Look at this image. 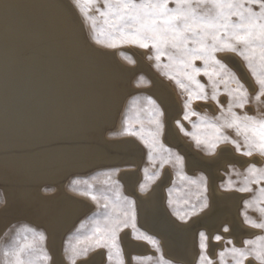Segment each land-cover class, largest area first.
<instances>
[{"label": "rangeland", "instance_id": "rangeland-1", "mask_svg": "<svg viewBox=\"0 0 264 264\" xmlns=\"http://www.w3.org/2000/svg\"><path fill=\"white\" fill-rule=\"evenodd\" d=\"M26 1L25 0H20V1L19 0H11V1L0 0V9H1L0 10V19H1L0 20L1 21L0 22V26H1V28H0V33H1L0 34V41H1L0 42V46H1L0 47V78H1L0 79V82H1L0 83V89L2 88L0 91V95H1L0 100H2V101H3V99L6 100L7 97L9 96L8 85L12 81H13L12 83H15V81L19 82L23 78H24V81H31L34 78L36 80V85H38V88L45 89V90H46V88H48V90L46 91V94L48 96L47 97L48 98L47 99V114L41 115L42 117L39 116L40 119H38L39 121L38 120L34 121L35 124H34V122H31V123L30 122H24L22 120H17L14 117L8 115L7 112H3V111H5L3 109V105H6V103H7L6 101H8V100H6L4 102L1 101V103H0V128H1L0 133L3 135V137L0 136V139L3 140V141L0 140L2 142V148L0 149V164L5 165L7 168L6 167H4V168H6L8 170V171H6L7 176L5 173H0V179L1 178L4 179L7 177L6 179L3 180V182L0 183V214L2 215V216L0 215V217H1L0 221L2 220L0 222V249H2L4 246L8 245L14 236H16V235L23 236L25 234L24 230L26 228H32V229H35L37 232H43L44 235L46 236V240L43 242V246L46 248L48 254L51 256V261L49 262V264H71V261L69 259V257L72 254L71 248L73 246H82V245H78V242H77V238H76L77 237V229L80 227L82 222L87 221L89 219V217L93 216L94 213H96L98 210H100L98 208L97 203L94 202L89 196L81 194V191L86 188L84 181H87L88 183L94 185L97 189H103V188L107 187V185H105V183H104L105 180L108 179V177L105 175L106 173H111L112 174L111 179L118 182V189H119V192L121 193V195L130 197L131 199H134L136 202H137L138 198H141L142 196L149 194L152 190H154L156 188L155 186H157L159 188V191L161 192V195H162L161 198H162L164 210L168 213V215L174 221H176L179 224H185L184 222L179 221L176 218V216L173 215V208L179 209V208L184 207L183 204H177V203H175V201L182 200L186 195L189 197L190 202H195V193L197 192L195 185H187L186 183H182L178 179L177 172L180 171V169L178 168V166L175 165L174 159L171 162L164 164V166L162 168L160 167L159 160H156L155 162H150L149 161V149L144 145V143L137 136L129 135V134H126L124 132V129L126 126L125 125L126 119L128 121L127 126L130 128L139 129L142 125L145 128L152 127V125H150L148 123L149 111H150L149 107L147 106V98L148 97H151L153 100L156 101L157 105H159V108L163 113V115L161 117H159V119L161 120V122L164 125L163 132L159 137L160 142L166 148L170 149L174 155H179V156L183 157L182 171L187 177L196 179L200 176H204L206 178V183H207L206 196H207L208 206L206 208H204L203 211H200L198 214L191 216L190 219H188V221L186 222V224H188L189 222L191 223L194 220L200 218L201 216L206 214V212L207 213L209 212L210 215H212V216L218 214V211L220 210L218 207H216L217 209L216 208H213V209L210 208L212 205V202H211L212 201V191L214 189H216L219 193H226V194L235 193V194L241 195V198L238 201V206L236 208V211H237L236 214L238 215L237 217L241 221V223H240V221L237 218L238 222L236 223V225L237 226H239V224L241 225V226H239V228L241 229V230H239L241 233V236L238 237V234L234 232L233 229H234L235 224L232 223L233 218H231V216L229 214L230 212L226 211V207L228 205H224V207H222V209H221V210H224V211H222L223 214L216 221V222L219 221L218 223H216L217 225L215 224L214 226L209 227L208 229L204 228V227L203 228L198 227L199 229L196 228L195 240H196L197 252H196V257L194 259L193 264H198V262H199L200 253H201V249L199 246L200 245L199 234L201 232H204L208 237L206 255L212 259L214 264H219L218 253L223 248L228 246L225 243V241H227L228 239H231L237 247H242L244 240L253 239L256 236H264V230L251 228L247 224H245L244 223V217L242 215V213L245 211L244 201L247 199H251V197L253 196L254 193H240V192H236V191H224L221 188V185L224 184L229 179V174H230L231 170L235 169L236 171L243 174L245 168L248 166V163H250L251 161L256 163L257 167H264V157H261L259 155H254L253 157L241 156L236 152L235 148L231 144H220L216 148L214 153H209L203 145L197 146L195 140L192 138L191 135H185V133L182 132L180 130V128L177 126V123H176L177 121H180V123L183 124L185 131H187L188 133H192L194 131H196L198 133H203L205 131V129L202 127L198 128V129H193L191 122H198V119L196 116H191V122L188 120H184V118H183L184 112H185L184 102L187 98L186 94L183 93V91L175 84L174 81H172V80L168 79L167 77H165L164 75H162L161 71L155 67V61L150 60L148 58L149 55L152 54L151 49H142V48H139V47H136L133 45H128V44H125L123 46H120V47H117L114 49L98 47L90 39V32H91L90 24L88 22H85L84 17L78 11L77 7L74 5L73 0H49V2H48V0H39V1L38 0H28L27 1L28 5H27ZM10 2L11 3L16 2V3H14L12 5ZM52 3L55 5V7L52 6V9H51ZM6 5L8 6V8L10 6V10L6 7ZM22 6L24 8H22ZM27 6L28 7L30 6L32 8V10L30 7L27 8ZM43 6H45V7H43ZM48 6H49V8H48ZM170 6H172V5L170 4ZM15 7H16V9H14ZM40 7H42L43 9ZM57 7H58V12H57V10H55V9H57ZM63 7H65L66 10ZM101 7H102V5H101ZM33 8H34V10H33ZM61 8L64 10L63 13H62V10H59ZM67 8H69V9H67ZM40 9H42V10H40ZM5 10L7 11V13L5 12ZM13 10H15V11H13ZM52 10H54V11L52 12ZM67 10L68 11L71 10L69 12L70 16H69ZM10 11H11L12 15L10 14ZM20 11H22V12H20ZM43 11H45L46 14H49V15L52 14V15H50V16L46 15ZM59 11H61V13ZM66 11H67V13H66ZM42 12H43V16H42ZM58 13L61 15H59ZM4 14H6V15H4ZM55 14H58V15H55ZM62 14H66V15H63V17H62ZM31 15H33V16H31ZM90 15H93V16L96 15L94 9L90 13ZM14 16H16V17L14 18ZM37 16H39V19ZM44 16H45V18H44ZM56 16H59V17H56ZM17 17H20V18H17ZM34 17H35V19H34ZM42 17L44 19H42ZM59 18H60V20H59ZM56 19L59 22H57ZM61 19H64V20H61ZM35 20H37V21L35 22ZM53 20H55V22ZM40 21L41 22L45 21L47 23L44 22L43 23L44 25H43L42 23H40ZM69 21L71 23L72 22L73 23L71 24ZM7 22H9V23H7ZM28 22H30V23H28ZM34 22L36 23V25H38V27L35 25ZM63 22H65V23H63ZM18 23L21 24V26L18 25ZM61 23L63 24V26H61L62 25ZM25 24L26 25L28 24L29 26L28 25L26 26ZM31 24H32V26H31ZM40 24H42V25L39 26ZM54 25H56V26H54ZM71 25H73L74 28H73V26L71 28ZM75 25H76V28H75ZM34 26H36L37 31L35 30ZM45 27H46V29H45ZM50 27H52L51 30H50ZM54 27H55V31H57L56 33L58 35L55 34ZM13 28H14V30H13ZM57 28H59L60 33H58L59 31L57 30ZM42 29H43V31H42ZM74 29H76V30H74ZM32 32H33V34H32ZM39 32H42V33L39 34ZM51 32L53 34H51ZM22 33H25V34H22ZM44 33H45V35H44ZM48 33H50V35ZM64 33H65V35H64ZM69 33L73 34V36L70 35ZM75 33H76V37H78V38H76L77 41L74 40V38H73V37H75L74 36ZM33 35H38L40 38L38 36H33ZM66 35H68L69 38L72 37L70 39L72 41H69V38ZM21 36H23V37H21ZM25 36L27 37L28 40L25 38ZM50 36H51L52 40L54 39V41H55V39H56L59 43L61 42L62 45L59 44L58 42H56L57 43L56 44L54 41L53 42L50 41L49 40ZM41 38H42V40H41ZM7 41H9V42H7ZM31 41H33V42L31 43ZM38 43L40 45L42 43V46L40 47V45ZM10 44H11V46H9ZM13 44H15V45H13ZM17 44H19V45H17ZM68 44H70V48L68 49L69 51H67V47H69ZM29 45H30V47H29ZM19 46L21 48H19ZM8 47H12V48H8ZM22 48H24L23 50H25V51H23ZM18 49L20 51H18ZM57 49H59V50H57ZM63 49H65V50H63ZM73 49H75V51ZM77 51L79 54L77 53ZM52 52L55 53V55L52 54ZM61 52H62V54H61ZM15 53H17L18 55ZM23 53H24V55H23ZM80 53H82V54H80ZM9 55H12V56H9ZM20 55L22 58L20 57ZM26 55H27V57L25 58L24 56H26ZM57 55H58V57H57ZM72 55H73V57L75 56L74 57L75 60L71 57ZM227 55L233 56L235 54L218 53V58L222 59L223 62L225 64H227V66L232 70V72H234L236 74V76L245 85V87L248 89V92H249V103L245 106V109L244 110L234 109V110L240 114H244L246 112L248 115H251V116H264V97L261 98L260 102L255 101L254 97H255L256 92L258 91V85L256 84L255 80L253 79L251 72L248 70L247 66L245 65V62L240 57H238L236 55L234 56L235 58H238L237 60H239L241 62L243 70L245 72L247 71V75L249 76V78L252 81V84L254 87L253 89L249 88L248 84L241 77V75L238 72V70L236 69V67L231 62H229V60H227V58H226ZM6 56H8V57H6ZM76 56H77V58H76ZM80 56H82V58H80ZM90 56H91V59H93V60H96V59L99 60L100 59L99 60L100 62L106 61L105 65H108V68H112L111 70L114 72L115 79H113V84L111 83V86H110L111 88H108L107 90L102 89L103 91L101 89H99L100 91H98V89H96L95 85L97 83H102L101 82L102 76H101L100 70H97L95 72V69L91 68V63H90L91 61H89ZM28 57L31 59L32 63L29 62L30 59ZM14 58H15V60H14ZM32 58H34V59H32ZM68 58H72V60L70 59L71 60L70 61ZM84 58H85V60H84ZM6 59H8V61H6ZM55 59L57 60L56 62H55ZM18 60L20 61L19 63H18ZM60 60H62L61 61L62 63L60 62ZM63 60H64V62H63ZM22 61H23V63H21ZM81 62H82V64H81ZM162 62H166V59L163 57H162ZM27 63H29V64H27ZM35 63H38V71L36 73L33 72L34 70L32 68ZM196 63H197V66H200L199 61H197ZM103 64H104V62H103ZM46 69H48V70H46ZM64 69H65V71H64ZM86 69H88V70H86ZM28 71H31V72H28ZM61 71H63V72H61ZM84 71H87V72H84ZM75 72L77 74H75ZM80 72L81 73L84 72V78H83L84 80L82 79V81H81V79H79L80 76L78 75V73H80ZM23 73H25L26 75ZM6 74H8V77ZM50 74H52V75H50ZM63 74H65V75H63ZM93 74H95V75H93ZM29 75H30V80H28ZM96 75H98V77ZM49 76H50V78H49ZM87 76L88 77L90 76L91 78L88 79ZM64 78H66V79H64ZM198 79H200L202 83L207 85L208 81H207L206 77L201 75L200 77H198ZM53 83H55V85ZM56 83L58 84V86L56 85ZM91 84L93 87H90ZM79 85H81V87ZM86 86H87V88H86ZM156 86H162L163 88H165V90L169 92V96L174 101V105H175L176 110L174 109L175 114L173 113L170 118L168 117L170 114L168 107L165 105L163 100L158 98L157 94L154 93V91H153L156 88ZM232 86L234 87L235 85H232ZM87 89H88V91H85ZM221 89L223 90V85L221 86ZM4 91H5V93H3ZM55 91L57 93H55ZM79 91H81V93ZM208 91L210 94L211 89H208ZM120 92L122 95L120 94ZM88 94H90L91 96ZM77 95L78 96L80 95V96L78 97ZM94 96H96V97H94ZM105 97H106V99H105ZM49 98H51V100H49ZM96 98L98 99V101ZM101 98H103V99H101ZM62 99H64V100H62ZM91 99H92V101H91ZM218 99L220 101V104H223L224 107L226 108L227 103H228V96L226 94H223V91H222V94L218 97ZM76 100H78V101H76ZM110 100H111L112 104L114 103L113 106H110L111 107L110 108L111 113L109 115L111 117L108 115V117L110 119L107 117L105 119L106 121L103 119L105 121L104 122L103 120H101L99 118V116H97V118L99 119V120H97L96 117H94V114H99V112H101L104 108H106V106H109L111 104ZM53 101H54V103H53ZM55 101H58V103ZM103 102H104V104H103ZM57 104L60 106H58ZM61 105L64 106V108H61L62 110L59 109L60 107H62ZM53 106H55V108L56 107L57 108L55 109V108H53ZM95 106L97 107V109L95 108ZM63 109H65L66 112L63 111ZM80 109H82V110H80ZM48 110L50 111V113ZM115 110H117V111H115ZM192 110L199 112L201 115H206V116L211 117V118H215L216 116H218L220 114V107L218 106V104L215 101H213L211 99H208L207 101H201V100L193 101ZM54 111H56L57 113ZM49 114H50V116H48ZM91 115H92V117H91ZM53 116H54V118H53ZM62 116L64 117L63 120H61ZM111 118H112V120H111ZM48 119L49 120L51 119L50 123L52 124V126H50L51 124L48 122L49 121ZM66 119H68V120L70 119V120L67 121ZM37 121H38L39 125H38ZM52 121H54V122H52ZM101 122H103V123H101ZM53 123H55L56 125ZM75 124L81 125L80 137L82 136V133H83V135L86 136L88 132H89V134L90 133L92 134V131H93L94 133L100 134L101 138L104 137L103 141L105 143L111 144V142H112V144H114L116 142L114 145H118V144L120 145L122 143L121 144L122 146H126V147L128 146L129 152H131L132 154L130 153L128 155V154H125L124 152L120 151V152H117L115 154V156L108 158V159H103L99 163L94 164L93 167L91 166L92 160L89 159L88 161H90V163L89 162H87V163L90 166L87 167L88 168L87 169L86 168L87 163H86L85 159L82 161L80 158L79 159L74 158L75 155L79 151H81L80 148H81V145L84 144V140L87 139V137H82V138L79 137V139H74L73 141L71 140L70 133H72V131H74L73 127L75 126ZM84 124L85 125L87 124V125L85 126ZM33 125L36 127H34ZM60 126L61 127L63 126L64 128L63 127L61 128ZM91 126L95 127V128H91ZM100 126H101V131H99ZM57 127L59 128V130ZM83 127L87 130H85ZM171 128H173V131L175 132L174 134L175 135L177 134L176 137L180 138L179 139V141H181L180 143L186 144L185 146H187L188 150L192 151V153L193 152H195V154L197 153V155L200 157L202 156V158L207 157V158L213 159V158L218 156L219 151L222 148H224V150L229 151V153L224 154V156H225L224 160L221 159V162H219L220 164H218L215 167L214 170L216 172L217 171L218 172H217V174L213 180L209 177L208 173L205 170H203L202 168L200 169V167H196V166L190 167L188 165V163H187L188 160H187V156H186L187 150H185L183 147L176 144V142L174 141V139L170 135L171 134L170 133ZM4 129H5V131H4ZM63 129H66L67 131L63 130ZM69 129L71 132H69ZM82 129H84V130H82ZM88 129H90V130L88 131ZM91 129H93V130L91 131ZM39 130H40V133H39ZM60 130H61V132H60ZM50 131H52V132H50ZM19 132L20 133L22 132L21 133L22 135ZM225 132L227 135L231 136L232 138L238 139L232 130L226 129ZM53 133H54V135H53ZM4 136H5V138H4ZM16 136H18L19 138ZM22 136H23V138H22ZM9 137H11V138H9ZM40 137H42V138L40 139ZM67 137L69 139H67ZM20 138H22V139H20ZM50 138L52 140H50ZM54 138L55 139L57 138L56 141H54L55 140ZM68 140H70V141H68ZM36 141H39V142L37 143ZM77 141H78L79 145L77 144ZM59 142L60 143L63 142L66 144L62 145V143H61L59 145V144H57ZM125 142H126V145L125 144L123 145V143H125ZM51 143L53 144V146L55 144V148H53ZM27 144H28V146H27ZM48 144H49V146H47ZM76 144L78 147L77 149L75 147ZM57 145L60 147H58ZM121 145H120V147H122ZM11 146H12V148H11ZM56 146H57V148H56ZM69 146H71V147H69ZM43 147L47 149L46 150L47 152L44 150ZM18 149H21V150H18ZM50 149H54V150H50ZM120 150H123V149L120 148ZM19 151H22V152H19ZM12 153H13V155H10ZM49 153H51V154H49ZM52 154H54V156ZM3 155H5L4 159H2ZM49 155L51 156V158ZM44 156L45 157L49 156V157H46V158H48L46 160ZM60 157H61V159H60ZM122 157H124V159L125 158L126 159L124 160V159H122ZM70 158L72 159V161ZM48 160L49 161L51 160V161L49 162ZM78 160L79 161L81 160L80 162L82 163V167H80L81 164L78 163L79 162ZM112 160H113V162H112ZM26 161H28V162H26ZM53 161H56V163L60 164L61 166L57 165L58 166L57 167ZM121 161H123L124 163L123 162L120 163ZM240 161H242V162H240ZM47 162H49V163H47ZM240 163H242V164H240ZM68 164L71 166L69 169L66 166ZM35 165H36V167H35ZM69 165H68V167H69ZM20 166H22V167H20ZM39 166H40V168H39ZM59 166L61 168H62V166H66V168L64 167L65 168L64 169L65 170V173H64L65 178H64V182L62 184H60L58 182H54V181L51 182L52 178L55 177V174L53 175V173L55 171L59 170V168H60ZM18 167H19V169H18ZM31 167H33L34 170H32ZM37 167L39 170L37 169ZM44 168H45V170H44ZM50 168H52V169H50ZM35 169H36V171H35ZM47 169H48V172H45ZM53 169H55V170H53ZM70 169L72 171H70ZM145 169H147V176L148 177H151L153 173H159V175L157 177H155L154 179H149L146 177ZM13 170L15 172V175L13 174L14 173ZM50 170H52V171H50ZM8 172L9 173L12 172L10 174L12 176H10L8 174ZM34 172H36V173H34ZM44 174H46V175H44ZM26 175L27 176H29V175L33 176L34 179L38 178L37 183H39V180L41 178H44L43 179L44 182L43 181L41 182V180H42L41 179L39 184L36 183L34 185V188H37L36 189L37 194L39 193L40 195H42V197H55L58 194V190L60 189L63 192H65V194L69 195L70 197L73 196L75 199H77V200L79 199L78 201L82 205L81 206L82 209L80 208L78 210V212L80 214H78V212H76V214L73 215V219L71 218V221H69L71 223L68 222L67 225L65 226L66 228L64 227L56 236H55V234L53 235L52 231L50 229H48L44 224L36 222L34 220L35 219V214H34L35 210L32 207L29 208L30 205H28L27 201L25 202L27 204H23V202L27 198H25L24 201H21L24 199V197H22L23 193L20 191L21 186H20V184L17 185L16 181L18 182L19 180L27 179ZM21 176L24 178H22ZM49 176H50L51 180L48 178ZM15 178L17 179L16 181H15ZM46 179H48V180H46ZM132 179H133V183L131 182ZM231 179L233 181H237V180L242 179V177H237L236 175H231ZM128 180H131V181L128 183ZM14 182L17 185L16 187H14L15 185H13ZM74 182H78V183H74ZM174 182H175V184H174ZM56 183H57V185H56ZM109 183H111V181H109ZM130 183H132L133 189L129 186ZM2 184L4 186L6 185L5 187H7V184H8V188L13 190L15 195L18 196V198L22 197L21 199L18 200L19 202L16 201L17 203H19V204H16L17 207L15 205H11V206L8 205L9 201L6 200L7 198L4 194V187ZM141 184L145 185V187H146L145 191H141V189H140ZM1 185H2V187H1ZM9 185H10V187H9ZM128 187H129V189H128ZM174 187H175V190L172 193V198L174 200V204H173V207H169V204H168L169 189H173ZM253 188L255 189L256 186L253 185ZM17 189H19L20 193L19 192L17 193V191H18ZM6 202H8V203H6ZM6 206H8L7 209H6ZM13 208H14V210H13ZM80 210H82V211H80ZM30 211L32 213H30ZM16 213H17V215H16ZM33 214H34V216L32 217L31 215H33ZM77 214H78L77 218L74 219L75 215H77ZM136 214H137V211H136ZM248 216L252 219L257 220V221H260V219H261L260 215L256 211H253L252 209H248ZM5 217H7V218H5ZM136 226L140 230V232L145 233L148 236L154 237L156 240L159 241L160 251L158 252L156 250V247L153 246L151 243H149L147 240L133 239L132 229L129 227V228L124 229L123 231H121L119 233V243H120L121 249L123 250L124 264H158V261H159L161 254H162L164 260L170 261L171 264H183L182 261L177 260L176 258H172L171 256L166 254V252L163 249L162 240L160 239V237L156 233H153V231L150 232L151 230L145 228V226L141 223V221H139L138 215H136ZM224 226H227L229 228L228 232L223 231ZM245 229L250 231L251 233L250 232L246 233ZM217 234L221 235L224 239H222L221 241H215L213 239V237L216 236ZM28 235H29V237H31V233H28ZM128 242H130V243H128ZM215 243H221V245H220V247H216L214 249V251L212 252L211 251L212 245ZM138 245H143V247L139 248ZM66 247L68 249L67 251H66ZM146 248H148V249L146 250ZM96 256H99V260L97 259ZM133 257H143V258L151 257V260L150 261L149 260L137 261V260H134ZM0 259H2V257H0ZM96 260H98V261H96ZM246 262H245V264H246ZM76 264H109V262L107 260L106 250L103 248H99V249H96L94 251H90L86 258L78 259L76 261ZM229 264H231L230 260H229Z\"/></svg>", "mask_w": 264, "mask_h": 264}, {"label": "snow or ice", "instance_id": "snow-or-ice-1", "mask_svg": "<svg viewBox=\"0 0 264 264\" xmlns=\"http://www.w3.org/2000/svg\"><path fill=\"white\" fill-rule=\"evenodd\" d=\"M73 3L85 22L90 24V39L98 47L114 49L128 44L151 49L152 54L148 58L155 61V67L162 75L174 81L186 94L184 120L191 122V116H196L198 122H191L193 129H205L203 133H188L180 121L176 122L185 135L192 136L197 146L203 145L209 153H214L220 144H231L241 156L264 157V116L240 114L234 110L245 109L249 103V92L227 64L218 58V53H232L245 62L258 85L254 99L260 102L264 97V0H73ZM93 9L95 16L90 15ZM162 57L166 62H162ZM197 61L200 66H197ZM201 75L206 77L207 85L198 79ZM208 89H211L210 94ZM222 91L228 96L226 108L218 99ZM208 99L220 107V114L215 118L192 110L193 101ZM147 106L150 109L148 123L152 127L130 128L126 119L124 132L137 136L144 143L149 149L150 162L159 160L162 168L174 159L180 169L178 179L187 185H195V202H190L186 195L175 201L184 207L173 208V215L186 223L208 206L206 178L193 179L183 173V157L174 155L159 140L164 127L159 119L163 115L159 105L148 97ZM226 129L232 130L238 139L227 135ZM145 174L149 179L159 175L153 173L148 177L147 169ZM105 175L108 177L104 182L107 187L103 189L84 181L86 188L81 194L89 196L100 210L77 229V242L82 246L71 248V264L99 248L106 250L109 264H124L119 233L129 227L133 239L147 240L160 251L159 241L140 232L136 226V201L121 195L118 182L111 179V173ZM231 175L242 179L233 181ZM221 188L224 191L254 193L251 199L244 201V223L264 230V167L250 162L243 174L233 169ZM140 189L145 191V185L141 184ZM174 190L175 187L169 189V207L174 204ZM248 209L256 211L260 221L250 218ZM24 231L23 236H14L0 249V264H49L51 256L43 246L46 240L44 233L32 228ZM223 231L228 232L229 228L224 226ZM199 239L201 253L198 264H214L206 255L207 235L201 232ZM213 239L221 241L224 238L217 234ZM225 243L228 246L218 253L219 264H229V260L231 264H245L250 258L256 264H264V236L246 239L242 247H237L231 239ZM133 259L150 261L151 257ZM158 264L171 262L164 260L161 254Z\"/></svg>", "mask_w": 264, "mask_h": 264}, {"label": "bare ground", "instance_id": "bare-ground-1", "mask_svg": "<svg viewBox=\"0 0 264 264\" xmlns=\"http://www.w3.org/2000/svg\"><path fill=\"white\" fill-rule=\"evenodd\" d=\"M9 1H11V0H9ZM20 1V0H19ZM26 1V0H25ZM28 1V0H27ZM27 1H26V3H27ZM39 1V0H38ZM48 2H49V0H48ZM3 3V2H2ZM5 3V2H4ZM11 3V2H10ZM14 3H16V2H14ZM14 3H11L12 5L14 4ZM25 3V4H26ZM51 3V2H50ZM66 3V2H65ZM64 3V4H65ZM20 4V3H19ZM18 4V5H19ZM31 4V3H30ZM17 5V4H16ZM23 5V4H22ZM27 5H28V3H27ZM50 5V4H49ZM2 6V5H1ZM31 6V5H30ZM29 6V7H30ZM41 6V5H40ZM52 6H54L55 7V5L52 3V5H51V9H52ZM57 6V5H56ZM6 7L8 8V6L6 5ZM18 7V6H17ZM26 7V6H25ZM28 6H27V8H29ZM32 7V6H31ZM30 7V8H31ZM39 7V6H38ZM43 7H45V6H43ZM67 7V6H66ZM3 8V7H2ZM22 8H24L23 6H22ZM21 8V9H22ZM40 8H42V7H40ZM48 8H49V6H48ZM47 8V9H48ZM63 8H65V7H63ZM9 10H10V6H9V8H8ZM7 9V10H8ZM12 9V8H11ZM14 9H16V7L14 8ZM36 9V8H35ZM43 9V8H42ZM42 9H40V10H42ZM67 9H69V8H67ZM71 9V8H70ZM1 10V9H0ZM18 10V9H17ZM20 10V9H19ZM26 10V9H25ZM31 10H32V8H31ZM33 10H34V8H33ZM39 10V9H38ZM55 10H57V12H58V7H57V9H55ZM59 10H62V13H63V9L61 8V9H59ZM65 10H66V8H65ZM72 10V9H71ZM70 10V11H71ZM13 11H15V10H13ZM54 10H52V12H53ZM68 11V10H67ZM67 11H66V13H67ZM70 11H68V14H69V12ZM5 12L7 13V11L5 10ZM17 12V11H16ZM20 12H22V11H20ZM44 13H45V11H43ZM43 12H42V16H43ZM50 12V11H49ZM51 12V13H52ZM60 13H61V11H59ZM32 13V12H31ZM35 13V12H34ZM39 13V12H38ZM48 13V12H47ZM65 13V12H64ZM10 14L12 15V13H11V11H10ZM17 14V13H16ZM19 14V13H18ZM22 14V13H21ZM26 14V13H25ZM33 14V13H32ZM46 14V13H45ZM44 14V15H45ZM59 14V13H58ZM58 14H55V15H58ZM4 15H6V14H4ZM20 15V14H19ZM39 15V14H38ZM46 15H49V14H46ZM50 15H52V14H50ZM49 15V16H50ZM54 15V14H53ZM59 15H61V14H59ZM63 15H66V14H62V17H63ZM72 15V14H71ZM75 15V14H74ZM73 15V16H74ZM31 16H33V15H31ZM69 16H70V14H69ZM16 16H14V18H15ZM38 17V19H39V16H37ZM56 17H59V16H56ZM9 18V17H8ZM17 18H20V17H17ZM28 18V17H27ZM26 18V19H27ZM44 18H45V16H44ZM43 17H42V19H44ZM48 18V17H47ZM46 18V19H47ZM50 18V17H49ZM65 18V17H64ZM72 18V17H71ZM32 19V18H31ZM34 19H35V17H34ZM55 19V18H54ZM58 19V18H57ZM56 19V20H57ZM1 20V19H0ZM13 20V19H12ZM21 20V19H20ZM24 20V19H23ZM30 20V19H29ZM48 20V19H47ZM59 20H60V18H59ZM61 20H64V19H61ZM8 21V20H7ZM31 21V20H30ZM37 20H35V22H36ZM54 22H55V20H53ZM52 21V22H53ZM1 22V21H0ZM3 22V21H2ZM34 22V23H35ZM45 22V21H44ZM44 22H41L40 21V23H44ZM57 22H59L58 20H57ZM67 22V21H66ZM70 22V21H69ZM7 23H9V22H7ZM6 23V24H7ZM28 23H30V22H28ZM32 23V22H31ZM39 23V22H38ZM37 23V24H38ZM45 23H47V22H45ZM63 23H65V22H63ZM71 23V22H70ZM73 23V22H72ZM71 23V24H72ZM17 24V23H16ZM15 24V25H16ZM42 24H40L39 26H41ZM53 24V23H52ZM62 24V23H61ZM9 25V24H8ZM18 25H20L21 26V24H19L18 23ZM26 25V24H25ZM28 25V24H27ZM26 25V26H27ZM35 25H36V23H35ZM44 25V24H43ZM48 25V24H47ZM67 25V24H66ZM69 25V24H68ZM11 26V25H10ZM14 26V25H13ZM24 26V25H23ZM29 26V25H28ZM31 26H32V24H31ZM37 27H38V25H36ZM36 26H34L35 27V30H36ZM46 26V25H45ZM54 26H56V25H54ZM61 26H63V24L61 25ZM60 26V27H61ZM72 26L73 25H71V28H72ZM19 27V26H18ZM44 27V26H43ZM48 27V26H47ZM59 27V28H60ZM67 27V26H66ZM65 27V28H66ZM0 28H1V26H0ZM25 28V27H24ZM51 28L52 27H50V30H51ZM59 28H57V30L59 31L58 33H60V30H59ZM64 28V27H63ZM62 28V29H63ZM73 28H74V26H73ZM75 28H76V25H75ZM31 29V28H30ZM34 29V28H33ZM40 29V28H39ZM38 29V30H39ZM45 29H46V27H45ZM49 29V28H48ZM47 29V30H48ZM69 29V28H68ZM67 29V30H68ZM78 29V28H77ZM13 30H14V28H13ZM23 30V29H22ZM28 30V29H27ZM32 30V29H31ZM49 30V31H50ZM66 30V29H65ZM74 30H76V29H74ZM83 30V29H82ZM37 31V30H36ZM42 31H43V29H42ZM54 31H55V27H54ZM14 32V31H13ZM16 32V31H15ZM18 32V31H17ZM31 32V31H30ZM53 32V31H52ZM51 32V34H53ZM57 31H55V34H57L56 33ZM66 32V31H65ZM72 32V31H71ZM26 33V32H25ZM25 33H22V34H25ZM35 33V32H34ZM40 33H42V32H39V34ZM1 34V33H0ZM32 34H33V32H32ZM36 34V33H35ZM49 35H50V33H48ZM63 34V33H62ZM70 34V33H69ZM18 35V34H17ZM44 35H45V33H44ZM43 35V36H44ZM58 35V34H57ZM60 35V34H59ZM64 35H65V33H64ZM70 35H72L73 36V34H70ZM4 36V35H3ZM19 36V35H18ZM33 36H38V35H33ZM41 36V35H40ZM53 36V35H52ZM66 36H68V35H66ZM74 36L75 37H73L74 38V40H76V38H78V37H76V33L74 34ZM21 37H23V36H21ZM39 37V36H38ZM71 37V36H70ZM25 38L27 39V37L25 36ZM29 38V37H28ZM35 38V37H34ZM40 38V37H39ZM50 38H51V36H50ZM49 38V40L50 41H54V39L52 40V38L50 39ZM59 38V37H58ZM66 38V37H65ZM68 38H69V36H68ZM72 38V37H71ZM71 38H69V41H72V40H70ZM2 39V38H1ZM46 39V38H45ZM23 40V39H22ZM28 40V39H27ZM41 40H42V38H41ZM67 40V39H66ZM34 41V40H33ZM33 41H31V43L33 42ZM38 41V40H37ZM77 41V40H76ZM1 42V41H0ZM6 42V41H5ZM7 42H9V41H7ZM12 42V41H11ZM28 42V41H27ZM55 43L56 42H58L56 39H55V41H54ZM50 43V42H49ZM59 43V42H58ZM68 43V42H67ZM2 44V43H1ZM12 44V43H11ZM11 44L9 45V46H11ZM16 44V43H15ZM15 44H13V45H15ZM39 44V43H38ZM46 44V43H45ZM57 44V43H56ZM59 44H61V42L59 43ZM17 45H19V44H17ZM25 45V44H24ZM40 45V44H39ZM62 45V44H61ZM69 45V47H67V51H69L68 49L70 48V44H68ZM73 45V44H72ZM77 45V44H76ZM5 46V45H4ZM42 46V43H41V45H40V47ZM85 46V45H84ZM83 46V47H84ZM1 47V46H0ZM13 47V46H12ZM12 47H8V48H12ZM29 47H30V45H29ZM34 47V46H33ZM32 47V48H33ZM72 47V46H71ZM76 47V46H75ZM86 47V46H85ZM84 47V48H85ZM6 48V47H5ZM19 48H21L20 46H19ZM57 48V47H56ZM77 48V47H76ZM24 48H22V50H23ZM26 49V48H25ZM61 49V48H60ZM12 50V49H11ZM16 50V49H15ZM57 50H59V49H57ZM63 50H65V49H63ZM62 50V51H63ZM74 51H75V49H73ZM79 50V49H78ZM93 50V49H92ZM18 51H20L19 49H18ZM23 51H25V50H23ZM22 51V52H23ZM31 51V50H30ZM38 51V50H37ZM36 51V52H37ZM41 51V50H40ZM49 51V50H48ZM66 51V52H67ZM85 51V50H84ZM73 52V51H72ZM89 52V51H88ZM110 52V51H109ZM10 53V52H9ZM27 53V52H26ZM32 53V52H31ZM42 53V52H41ZM60 53V52H59ZM75 53V52H74ZM77 53H78V51H77ZM90 53V52H89ZM11 54V53H10ZM14 54V53H13ZM15 54H17V53H15ZM36 54V53H35ZM39 54V53H38ZM52 54H54L55 55V53H53L52 52ZM61 54H62V52H61ZM71 54V53H70ZM79 54V53H78ZM80 54H82V53H80ZM5 55V54H4ZM7 55V54H6ZM18 55V54H17ZM22 55V54H21ZM21 55H20V57H21ZM23 55H24V53H23ZM31 55V54H30ZM41 55V54H40ZM9 56H12V55H9ZM51 56V55H50ZM60 56V55H59ZM68 56V55H67ZM235 55H227L226 56V58H227V60H229V62H231L235 67H236V69L238 70V72L240 73V75H241V77L244 79V81L248 84V86H249V88L250 89H253L254 87H253V84H252V81H251V79L249 78V76L247 75V71L245 72L244 70H243V67H242V65H241V62L239 61V60H237L238 58H235L234 57ZM5 57V56H4ZM3 57V58H4ZM6 57H8V56H6ZM17 57V56H16ZM25 58L27 57V55L26 56H24ZM45 57V56H44ZM48 57V56H47ZM57 57H58V55H57ZM56 57V58H57ZM73 59H74V57H73V55L71 56ZM22 58V57H21ZM29 58V57H28ZM72 58H68L69 60L71 59L72 60ZM76 58H77V56H76ZM80 58H82V56H80ZM106 58V57H105ZM30 59V58H29ZM32 59H34V58H32ZM47 59V58H46ZM52 59V58H51ZM58 59V58H57ZM95 59V58H94ZM14 60H15V58H14ZM20 60V59H19ZM18 60V63L21 61H19ZM70 60V61H71ZM75 60V59H74ZM73 60V61H74ZM77 60V59H76ZM84 60H85V58H84ZM100 60V59H99ZM99 60H93V59H91V56H90V60L89 61H91L90 63H91V68H94L95 69V72L97 71V70H100V72H101V76H102V78H101V82L102 83H97L96 85H95V87H96V89H98V91H100L99 89H104V90H107L108 88H111L110 86H111V83L113 84V79H115V75H114V72L111 70L112 68H108V65H105V62L106 61H102V62H100ZM5 61V60H4ZM6 61H8V59H6ZM13 61V60H12ZM48 61V60H47ZM50 61V60H49ZM57 60L55 59V62H56ZM62 60H60V62H61ZM88 61V62H89ZM16 62V61H15ZM29 62H31V59H30V61ZM63 62H64V60H63ZM68 62V61H67ZM103 62H104V64H103ZM17 63V62H16ZM21 63H23V61L21 62ZM32 63V62H31ZM62 63V62H61ZM9 64V63H8ZM12 64V63H11ZM27 64H29V63H27ZM48 64V63H47ZM54 64V63H53ZM52 64V65H53ZM68 64V63H67ZM77 64V63H76ZM81 64H82V62H81ZM15 65V64H14ZM25 65V64H24ZM49 65V64H48ZM51 65V66H52ZM60 65V64H59ZM66 65V64H65ZM79 65V64H78ZM6 66V65H5ZM27 66V65H26ZM33 66V65H32ZM44 66V65H43ZM4 67V66H3ZM19 67V66H18ZM28 67V66H27ZM46 67V66H45ZM53 67V66H52ZM83 67V66H82ZM25 68V67H24ZM30 68V67H29ZM33 68V72H37L38 71V63H35L34 64V66L32 67ZM47 68V67H46ZM56 68V67H55ZM87 68V67H86ZM9 69V68H8ZM50 69V68H49ZM54 69V68H53ZM57 69V68H56ZM83 69V68H82ZM20 70V69H19ZM18 70V71H19ZM23 70V69H22ZM46 70H48V69H46ZM51 70V69H50ZM73 70V69H72ZM86 70H88V69H86ZM55 71V70H54ZM58 71V70H57ZM64 71H65V69H64ZM28 72H31V71H28ZM56 72V71H55ZM59 72V71H58ZM61 72H63V71H61ZM84 72H87V71H84ZM84 72L83 73H78V75L80 76L79 77V79H81V81H82V79L84 78ZM90 72V71H89ZM5 73V72H4ZM13 73V72H12ZM45 73V72H44ZM54 73V72H53ZM57 73V72H56ZM65 73V72H64ZM23 74H25V73H23ZM46 74V73H45ZM71 74V73H70ZM75 74H77L76 72H75ZM90 74V73H89ZM3 75V74H2ZM7 75V77H8V74H6ZM26 75V74H25ZM50 75H52V74H50ZM63 75H65V74H63ZM93 75H95V74H93ZM99 75V74H98ZM98 75H96L97 77H98ZM16 76V75H15ZM24 76V75H23ZM48 76V75H47ZM56 76V75H55ZM69 76V75H68ZM2 77V76H1ZM33 77V76H32ZM46 77V76H45ZM59 77V76H58ZM88 77V76H87ZM100 77V76H99ZM22 78V77H21ZM20 78V79H21ZM28 78V77H27ZM49 78H50V76H49ZM48 78V79H49ZM57 78V77H56ZM55 78V79H56ZM71 78V77H70ZM77 78V77H76ZM89 78H91L90 76L88 77V79ZM1 79V78H0ZM61 79V78H60ZM64 79H66V78H64ZM78 79V80H79ZM98 79V78H97ZM23 80V81H22ZM21 81H19V82H16L15 81V83H10L9 85H8V89H9V96L7 97V99L6 100H8V101H6V100H4L3 99V101L2 100H0V103H1V101L2 102H4V101H6L5 103H6V105H3V109L5 110V111H3V112H7V114L8 115H10V116H12V117H14L15 119H17V120H22V121H24V122H34V121H36V120H38V119H40L39 118V116H41V115H46L47 114V94H46V91L48 90V88H46V90L45 89H41V88H38V85H36V80L33 78L31 81H24V78L22 79ZM28 80H30V75H29V78H28ZM47 80V79H46ZM50 80V79H49ZM57 80V79H56ZM55 80V81H56ZM69 80V79H68ZM84 80V79H83ZM45 82V81H44ZM49 82V81H48ZM53 82V81H52ZM1 83V82H0ZM8 83V82H7ZM61 83V82H60ZM66 83V82H65ZM87 83V82H86ZM89 83V82H88ZM158 83V82H157ZM54 85H55V83H53ZM75 84V83H74ZM51 85V84H50ZM56 85L58 86V84L56 83ZM86 85V84H85ZM7 86V85H6ZM75 86V85H74ZM80 87H81V85H79ZM89 86V85H88ZM50 87V86H49ZM53 87V86H52ZM90 87H93L92 86V84H91V86ZM45 88V87H44ZM56 88V87H55ZM86 88H87V86H86ZM123 88V87H122ZM170 88V87H169ZM2 89V88H1ZM1 89H0V91H1ZM6 89V88H5ZM50 89V88H49ZM57 89V88H56ZM78 89V88H77ZM66 90V89H65ZM80 90V89H79ZM95 90V89H94ZM85 91H88V89L87 90H85ZM103 91V90H102ZM154 91V93H156L157 94V96H158V98H160L161 100H163V102L165 103V105L168 107V109H169V118L172 116V114L174 113V109H175V105H174V101L172 100V98L169 96V92L168 91H166L165 90V88H163L162 86H156V88L153 90ZM67 92V91H66ZM80 93H81V91H79ZM105 92V91H104ZM119 92V91H118ZM3 93H5V91L3 92ZM55 93H57L56 91H55ZM65 93V92H64ZM109 93V92H108ZM50 94V93H49ZM48 94V95H49ZM54 94V93H53ZM85 94V93H84ZM99 94V93H98ZM120 94H121V92H120ZM6 95V94H5ZM55 95V94H54ZM57 95V94H56ZM83 95V94H82ZM88 95H90V94H88ZM96 95V94H95ZM106 95V94H105ZM122 95V94H121ZM1 96V95H0ZM4 96V95H3ZM51 96V95H50ZM58 96V95H57ZM78 96V95H77ZM80 96V95H79ZM78 96V97H79ZM91 96V95H90ZM102 96V95H101ZM173 96V95H172ZM5 97V96H4ZM64 97V96H63ZM68 97V96H67ZM86 97V96H85ZM89 97V96H88ZM94 97H96V96H94ZM99 97V96H98ZM97 97V98H98ZM1 98V97H0ZM57 98V97H56ZM90 98V97H89ZM88 98V99H89ZM92 98V97H91ZM96 98V99H97ZM112 98V97H111ZM175 98V97H174ZM55 99V98H54ZM59 99V98H58ZM101 99H103V98H101ZM105 99H106V97H105ZM49 100H51V98H49ZM57 100V99H56ZM61 100V99H60ZM62 100H64V99H62ZM100 100V99H99ZM114 100V99H113ZM73 101V100H72ZM76 101H78V100H76ZM86 101V100H85ZM91 101H92V99H91ZM97 101H98V99H97ZM96 101V102H97ZM103 101V100H102ZM52 102V101H51ZM55 102H57L58 103V101H55ZM66 102V101H65ZM106 102V101H105ZM177 102V101H176ZM53 103H54V101H53ZM63 103V102H62ZM76 103V102H75ZM95 103V102H94ZM110 103H111V100H110ZM51 104V103H50ZM65 104V103H64ZM72 104V103H71ZM80 104V103H79ZM82 104V103H81ZM91 104V103H90ZM103 104H104V102H103ZM106 104V103H105ZM114 104V103H113ZM113 104L111 103L109 106H106V108H104L101 112H99V114H94V117H96V119L97 120H99L98 118H97V116H99V118L101 119V120H105L107 117H108V115L111 113V110H110V106H113ZM53 105V104H52ZM55 105V104H54ZM58 105V104H57ZM58 106H60V105H58ZM62 106V105H61ZM70 106V105H69ZM83 106V105H82ZM105 106V105H104ZM116 106V105H115ZM51 107V106H50ZM178 107V106H177ZM176 107V108H177ZM52 108V107H51ZM53 108H55V106H53ZM57 108V107H56ZM55 108V109H56ZM61 108H64V106H62V107H60L59 109L60 110H62ZM75 108V107H74ZM78 108V107H77ZM95 108L97 109V107L95 106ZM66 109V108H65ZM65 109H63V111H65L66 112V110ZM99 109V108H98ZM113 109V108H112ZM167 109V108H166ZM53 110V109H52ZM58 110V109H57ZM56 110V111H57ZM71 110V109H70ZM80 110H82V109H80ZM176 110V109H175ZM2 111V110H1ZM49 111V110H48ZM56 111H54V112H56ZM87 111V110H86ZM100 111V110H99ZM115 111H117V110H115ZM62 112V111H61ZM92 112V111H91ZM49 113H50V111H49ZM52 113V112H51ZM57 113V112H56ZM87 113V112H86ZM85 113V114H86ZM90 113V112H89ZM59 114V113H58ZM64 114V113H63ZM92 114V113H91ZM175 114V113H174ZM56 115V114H55ZM62 115V114H61ZM65 115V114H64ZM78 115V114H77ZM114 115V114H113ZM48 116H50V114L48 115ZM67 116V115H66ZM70 116V115H69ZM110 116V115H109ZM174 116V115H173ZM42 117V116H41ZM45 117V116H44ZM52 117V116H51ZM56 117V116H55ZM72 117V116H71ZM91 117H92V115H91ZM111 117V116H110ZM113 117V116H112ZM53 118H54V116H53ZM57 118V117H56ZM59 118V117H58ZM62 119L61 120H63L64 119V117L62 116L61 117ZM80 118V117H79ZM86 118V117H85ZM89 118V117H88ZM109 118V117H108ZM74 119V118H73ZM87 119V118H86ZM92 119V118H91ZM110 119V118H109ZM108 119V120H109ZM49 120V119H48ZM47 120V121H48ZM51 120V119H50ZM50 120L48 121L49 123H50ZM67 121H69L68 119H66ZM96 120V121H97ZM103 120V121H104ZM111 120H112V118H111ZM114 120V119H113ZM39 121V120H38ZM38 121H37V123H38ZM56 121V120H55ZM87 121V120H86ZM106 121V120H105ZM104 121V122H105ZM46 122V121H45ZM47 122V123H48ZM52 122H54V121H52ZM109 122V121H108ZM42 123V122H41ZM72 123V122H71ZM86 123V122H85ZM88 123V122H87ZM101 123H103V122H101ZM100 123V124H101ZM19 124V123H18ZM34 124H35V122H34ZM51 124V123H50ZM53 124H55V123H53ZM5 125V124H4ZM20 125V124H19ZM38 125H39V123H38ZM48 125V124H47ZM46 125V126H47ZM56 125V124H55ZM54 125V126H55ZM60 125V124H59ZM70 125V124H69ZM85 125V124H84ZM87 125V124H86ZM85 125V126H86ZM91 125V124H90ZM94 125V124H93ZM103 125V124H102ZM105 125V124H104ZM29 126V125H28ZM34 126V125H33ZM41 126V125H40ZM45 126V125H44ZM50 126H52V124L50 125ZM53 126V127H54ZM34 127H36V126H34ZM43 127V126H42ZM56 127V126H55ZM54 127V128H55ZM61 127V126H60ZM63 127V126H62ZM61 127V128H62ZM73 127V126H72ZM10 128V127H9ZM47 128V127H46ZM58 128V127H57ZM64 128V127H63ZM74 129V131H72V133H70V136H71V140L73 141L74 139H79V137H80V128H81V125H79V124H75V126L73 127ZM84 128V127H83ZM91 128H95V127H92L91 126ZM97 128V127H96ZM100 128V130L99 131H101V126L99 127ZM98 128V129H99ZM85 129V128H84ZM84 129H82V130H84ZM97 129V130H98ZM0 130H1V128H0ZM11 130V129H10ZM58 130H59V128H58ZM63 130H66V129H63ZM72 130V129H71ZM85 130H87V129H85ZM90 129H88V131H89ZM93 129H91V131H92ZM4 131H5V129H4ZM28 131V130H27ZM33 131V130H32ZM49 131V130H48ZM67 131V130H66ZM65 131V132H66ZM87 131V132H88ZM50 132H52V131H50ZM49 132V133H50ZM55 132V131H54ZM60 132H61V130H60ZM69 132H71L70 131V129H69ZM20 133V132H19ZM22 133V132H21ZM20 133V134H21ZM39 133H40V130H39ZM56 133V132H55ZM68 133V132H67ZM169 133V132H168ZM170 135H171V137L174 139V141L176 142V144H178L179 146H181V147H183L185 150H187L186 151V156H187V163H188V165L190 166V167H192V166H196V167H200V169L202 168L203 170H205L207 173H208V175H209V177L213 180L214 178H215V176H216V174H217V172L214 170L215 169V167L218 165V164H220L219 162H221V159L222 160H224V158H225V156H224V154L225 153H229V151H227V150H224V148H222L220 151H219V154H218V156L217 157H215V158H202V156L200 157V156H198L197 155V153L195 154V152H193L192 153V151H190V150H188V148H187V146H185L186 144H182V143H180L181 141H179V139L180 138H178V137H176V135L174 134L175 132L173 131V128H171V131H170ZM1 134V133H0ZM16 134V133H15ZM18 134V133H17ZM34 134V133H33ZM47 134V133H46ZM6 135V134H5ZM22 135V134H21ZM36 135V134H35ZM52 135V134H51ZM53 135H54V133H53ZM60 135V134H59ZM169 135V134H168ZM1 137H3V135L1 134L0 135ZM64 136V135H63ZM16 137H18V136H16ZM57 137V136H56ZM78 137V138H77ZM82 137H87V139H85L84 140V144L83 145H81V151H79L76 155H75V157L74 158H76V159H81L82 161L85 159L86 160V163L87 162H89L90 163V161H88L89 159L90 160H92L91 161V166L93 167V165L94 164H96V163H99L100 161H102L103 159H108V158H111V157H113V156H115V154L117 153V152H120V151H122V152H124L125 154H130L131 152H129V148H128V146L126 147V146H122L121 144V146L122 147H120V145L118 144V145H114V144H112V142H111V144L110 143H105L103 140V138H101V135L100 134H98V133H94L93 131H92V134L90 133L89 134V132L87 133V135L85 136V135H83V133H82V136L80 137V138H82ZM4 138H5V136H4ZM9 138H11V137H9ZM19 138V137H18ZM22 138H23V136H22ZM22 138H20V139H22ZM42 137H40V139H41ZM48 138V137H47ZM63 138V137H62ZM61 138V139H62ZM49 139V138H48ZM55 139V138H54ZM57 139V138H56ZM56 139L54 140V141H56ZM59 139V138H58ZM67 139H69L68 137H67ZM1 140V139H0ZM10 140V139H9ZM29 140V139H28ZM44 140V139H43ZM50 140H52L51 138H50ZM1 141H3V140H1ZM0 141V149L2 148V142ZM8 141V140H7ZM33 141V140H32ZM45 141V140H44ZM43 141V142H44ZM49 141V140H48ZM47 141V142H48ZM63 141V140H62ZM68 141H70V140H68ZM173 141V142H174ZM184 141V140H183ZM37 143L39 142V141H36ZM42 142V141H41ZM46 142V143H47ZM75 142V141H74ZM82 142V141H81ZM123 142V141H122ZM174 142V143H175ZM28 143V142H27ZM36 143V144H37ZM62 143V145L63 144H66V143H63V142H61ZM60 142L59 143H57V144H61ZM80 143V142H79ZM120 143V142H119ZM5 144V143H4ZM19 144V143H18ZM40 144V143H39ZM43 144V143H42ZM70 144V143H69ZM77 144H78V141H77ZM77 144H76V149L78 148L77 147ZM126 145V142L125 143H123V145ZM24 145V144H23ZM44 145V144H43ZM51 145L53 146V144L51 143ZM50 145V146H51ZM72 145V144H71ZM75 145V144H74ZM79 145V144H78ZM20 146V145H19ZM27 146H28V144H27ZM30 146V145H29ZM47 146H49V144L47 145ZM51 146V147H52ZM58 146V145H57ZM57 146H56V148H57ZM24 147V146H23ZM42 147V146H41ZM46 147V146H45ZM58 147H60V146H58ZM69 147H71V146H69ZM74 147V148H75ZM11 148H12V146H11ZM10 148V149H11ZM27 148V147H26ZM44 148V147H43ZM42 148V149H43ZM50 148V147H49ZM53 148H55V144H54V146H53ZM67 148V147H66ZM120 148H122L123 150H120ZM29 149V148H28ZM68 149V148H67ZM66 149V150H67ZM7 150V149H6ZM18 150H21V149H18ZM44 150L46 151L47 149L46 148H44ZM50 150H54V149H50ZM5 151V150H4ZM38 151V150H37ZM44 151V152H45ZM74 151V150H73ZM183 151V150H182ZM19 152H22V151H19ZM27 152V151H26ZM41 152V151H40ZM47 152V151H46ZM52 152V151H51ZM54 152V151H53ZM58 152V151H57ZM77 152V151H76ZM184 152V151H183ZM231 153V152H230ZM5 154V153H4ZM8 154V153H7ZM20 154V153H19ZM48 154V153H47ZM49 154H51V153H49ZM63 154V153H62ZM65 154V153H64ZM132 154V153H131ZM199 154V153H198ZM10 155H13V153L12 154H10ZM40 155V154H39ZM46 155V154H45ZM53 156H54V154H52ZM71 155V154H70ZM17 156V155H16ZM50 156V155H49ZM49 156H46V157H49ZM52 156V157H53ZM56 156V155H55ZM64 156V155H63ZM69 156V155H68ZM67 156V157H68ZM124 156V155H123ZM132 156V155H131ZM140 156V155H139ZM33 157V156H32ZM45 157V156H44ZM45 157V159L47 160L48 158H46ZM65 157V156H64ZM126 157V156H125ZM214 157V156H213ZM233 157V156H232ZM235 157V156H234ZM240 157V156H239ZM5 158V155H3L2 156V159H4ZM12 158V157H11ZM42 158V157H41ZM50 158H51V156H50ZM57 158V157H56ZM116 158V157H115ZM27 159V158H26ZM60 159H61V157H60ZM68 159V158H67ZM71 159V158H70ZM122 159H124V157H122ZM126 159V158H125ZM124 159V160H125ZM130 159V158H129ZM37 160V159H36ZM80 160V161H81ZM121 160V159H120ZM237 160V159H236ZM3 161V160H2ZM38 161V160H37ZM44 161V160H43ZM49 161V160H48ZM51 161V160H50ZM49 161V162H50ZM57 161V160H56ZM56 161H53L55 164H56V166L57 165H60V164H57L56 163ZM71 161H72V159H71ZM77 161V160H76ZM79 161V160H78ZM78 162V163H80L81 165H80V167H82V163L81 162ZM111 161V160H110ZM136 161V160H135ZM228 161V160H227ZM19 162V161H18ZM26 162H28V161H26ZM41 162V161H40ZM49 162H47V163H49ZM108 162V161H107ZM112 162H113V160H112ZM116 162V161H115ZM123 161H121L120 163H122ZM234 162V161H233ZM237 162V161H236ZM240 162H242V161H240ZM252 162V161H251ZM32 163V162H31ZM38 163V162H37ZM46 163V162H45ZM59 163V162H58ZM124 163V162H123ZM227 163V162H226ZM14 164V163H13ZM28 164V163H27ZM42 164V163H41ZM40 164V165H41ZM70 164V163H69ZM68 164V165H69ZM72 164V163H71ZM186 164V163H185ZM225 164V163H224ZM240 164H242V163H240ZM239 164V165H240ZM245 164V163H244ZM68 165H66L67 166V168L69 169L71 166L69 165V167H68ZM13 166V165H12ZM18 166V165H17ZM38 166V165H37ZM42 166V165H41ZM61 166V165H60ZM59 166V167H60ZM66 166H62V168L60 167L59 168V170L58 171H55L54 173H53V175L55 174V177L54 178H52V180L50 179V176L48 177L50 180H51V182L52 181H54V182H58V183H60V184H62L63 182H64V178H65V176H64V173H65V168H66ZM73 166V165H72ZM85 166V165H84ZM90 165L87 163L86 164V168L87 167H89ZM96 166V165H95ZM4 167H6L5 165H2V164H0V173H5L6 174V171H8L6 168H4ZM11 167V166H10ZM20 167H22V166H20ZM24 167V166H23ZM27 167V166H26ZM35 167H36V165H35ZM58 167V166H57ZM65 167V168H64ZM79 167V166H78ZM79 167V168H80ZM16 168V167H15ZM32 168V170H34L33 169V167H31ZM39 168H40V166H39ZM75 168V167H74ZM18 169H19V167H18ZM29 169V168H28ZM37 169H38V167H37ZM50 169H52V168H50ZM58 169V168H57ZM67 169V170H68ZM78 169V168H77ZM84 169V168H83ZM88 169V168H87ZM12 170V169H11ZM17 170V169H16ZM26 170V169H25ZM30 170V169H29ZM39 170V169H38ZM44 170H45V168H44ZM53 170H55V169H53ZM85 170V169H84ZM28 171V170H27ZM35 171H36V169H35ZM50 171H52V170H50ZM70 171H72L71 169H70ZM13 172H14V170H13ZM20 172V171H19ZM45 172H48V169L45 171ZM12 172H8V174L10 175ZM34 173H36V172H34ZM14 175H15V172L13 173ZM20 174V173H19ZM26 174V173H25ZM69 174V173H68ZM23 175V174H22ZM44 175H46V174H44ZM6 176H7V174H6ZM10 176H12V175H10ZM17 176V175H16ZM20 176V175H19ZM48 176V175H47ZM167 176V175H166ZM22 177V176H21ZM20 177V178H21ZM42 177V176H41ZM7 178V177H6ZM6 178H4V179H6ZM11 178V177H10ZM9 178V179H10ZM14 178V177H13ZM22 178H24V177H22ZM26 178L27 179H23V180H19L18 182L16 181L17 179L15 178V181H16V183H17V185L18 184H20V191L23 193V195H22V197H24V199L23 200H21V201H24L25 200V198H27L24 202H23V204H27L28 203V205H30V207L29 208H33L34 210H35V221L36 222H39V223H42V224H44L48 229H50L51 231H52V233H53V235L55 234V236L67 225V223L69 222V221H71V218L73 219V215L74 214H76V212H78V210L81 208V203L77 200V199H75L73 196H69V195H67V194H65V192H63L62 190H58V194L55 196V197H42V195H40L39 193V195L37 194V188H34V185L38 182L37 181V179L35 178H33V176H27L26 175ZM209 178V179H210ZM3 178H1L0 179V183L1 182H3V180H4ZM42 179V180H41ZM40 180H41V182L43 181V179L44 178H41ZM135 179V178H134ZM12 180V179H11ZM40 180H39V183H40ZM46 180H48V179H46ZM165 180V179H164ZM8 181V180H7ZM131 180H128V183L130 182ZM44 182V181H43ZM50 182V181H49ZM50 182V183H51ZM132 183H133V179H132V181H131ZM15 183V182H14ZM13 183V185H15L14 187H16L17 185H16V183L14 184ZM39 183H37V184H39ZM127 183V182H126ZM127 183V184H128ZM132 183H130L129 184V186L133 189V187H132ZM3 185V184H2ZM2 185H1V187H2ZM56 185H57V183H56ZM55 185V186H56ZM59 185V184H58ZM126 185V184H125ZM6 186V185H5ZM4 185H3V187H4V194H5V196H6V200H8L9 201V206H11V205H15L16 206V204H19V203H17V202H19L18 200L19 199H21V198H18V196H16L15 195V193H14V191L13 190H11L10 188H8V184H7V187H5ZM62 186V185H61ZM9 187H10V185H9ZM156 188L154 189V190H152L149 194H147V195H145V196H142L141 198H138V200H137V202H136V211H137V214L136 215H138V217H139V221H141V223L145 226V228H147V229H149V230H151L150 232H152L153 231V233H156L159 237H160V239L162 240V246H163V249H164V251L166 252V254L167 255H169V256H171L172 258H176L177 260H180V261H182L183 262V264H193V262H194V259H195V257H196V252H197V248H196V240H195V233H196V228H198V227H201V228H209V227H212V226H214L216 223H218V222H216L221 216H222V211H224V210H221L222 209V207H224V205H228L227 207H226V211H228V212H230L229 214H230V216H231V218H233V221H232V223H234L235 225H234V232L235 233H237L238 234V237H240L241 236V233H240V231L239 230H241L240 228H239V226H241L240 224H239V226H237L236 225V223L238 222L237 221V214H236V208H237V206H238V201H239V199L241 198V195L240 194H235V193H230V194H226V193H219L216 189H214L213 191H212V205H211V207L210 208H216V207H218L220 210L218 211V214L217 215H210V213L208 212H206V214H202L203 216H201L200 218H198V219H196V220H194L193 222H189L188 224H179V223H177L176 221H174L169 215H168V213L164 210V207H163V203H162V195H161V192L159 191V188L157 187V186H155ZM212 187V186H211ZM58 188V187H57ZM60 188V187H59ZM130 188V189H131ZM56 189V188H55ZM128 189H129V187H128ZM15 190V189H14ZM18 191H17V193L19 192V189H17ZM212 190V189H211ZM20 193V192H19ZM135 193V192H134ZM20 195V194H19ZM4 196V195H3ZM211 200V199H210ZM17 201V202H16ZM27 201V203H25ZM6 203H8V202H6ZM5 203V204H6ZM22 206V205H21ZM25 206V205H24ZM7 207L8 206H6V209H7ZM17 207V206H16ZM27 207V206H26ZM17 209V208H16ZM82 209V208H81ZM211 209V210H212ZM217 209V208H216ZM13 210H14V208H13ZM210 210V211H211ZM8 211V210H7ZM10 211V210H9ZM80 211H82V210H80ZM18 213V212H17ZM17 213H16V215H17ZM20 213V212H19ZM30 213H32L31 211H30ZM205 213V212H204ZM216 213V212H215ZM21 214V213H20ZM34 214L33 215H31L32 217L34 216ZM78 214H80L79 212H78ZM78 214L77 215H75V218L74 219H76L77 218V216H78ZM1 215V214H0ZM27 215V214H26ZM2 216V215H1ZM4 216V215H3ZM30 216V217H31ZM1 218V217H0ZM5 218H7V217H5ZM3 219V218H2ZM224 219V218H223ZM9 220V219H8ZM7 220V221H8ZM33 220V221H34ZM238 220L240 221V219L238 218ZM2 221V220H1ZM0 221V222H1ZM4 221V220H3ZM73 221V220H72ZM6 223V222H5ZM69 223H71V222H69ZM240 223H241V221H240ZM2 224V223H1ZM217 225V224H216ZM70 226V225H69ZM66 228V227H65ZM216 228V227H215ZM199 229V228H198ZM65 230V229H64ZM245 231H246V233H249L250 231H248V230H246L245 229ZM248 231V232H247ZM63 233V232H62ZM244 233V232H243ZM251 233V232H250ZM245 234V233H244ZM49 235V234H48ZM231 235V234H230ZM247 236V235H246ZM129 238V237H128ZM59 239V238H58ZM57 239V240H58ZM126 239V238H125ZM239 239V238H238ZM127 241V240H126ZM130 241V240H129ZM52 243V242H51ZM128 243H130V242H128ZM127 243V244H128ZM132 243V242H131ZM139 243V242H138ZM143 243V242H142ZM126 245V244H125ZM220 245H221V243H215V244H213L212 245V252L214 251V249L216 248V247H220ZM138 247L139 248H142L143 247V245H138ZM133 248V247H132ZM148 248H146V250H147ZM130 250V249H129ZM137 250V249H136ZM144 251V250H143ZM142 252V251H141ZM97 253V252H96ZM97 257V259L99 260V256H96ZM103 257V256H102ZM98 260H96V261H98ZM128 262V261H127ZM246 264H256V262H254L253 260H251V259H249V261H247L246 262Z\"/></svg>", "mask_w": 264, "mask_h": 264}]
</instances>
